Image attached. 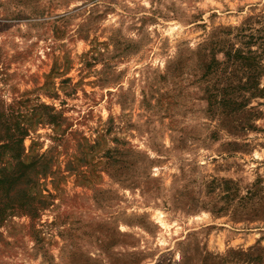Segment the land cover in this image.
Segmentation results:
<instances>
[{"label": "rangeland", "instance_id": "1", "mask_svg": "<svg viewBox=\"0 0 264 264\" xmlns=\"http://www.w3.org/2000/svg\"><path fill=\"white\" fill-rule=\"evenodd\" d=\"M36 103L0 264H264V0H0V113Z\"/></svg>", "mask_w": 264, "mask_h": 264}, {"label": "trees", "instance_id": "2", "mask_svg": "<svg viewBox=\"0 0 264 264\" xmlns=\"http://www.w3.org/2000/svg\"><path fill=\"white\" fill-rule=\"evenodd\" d=\"M64 121L55 107L45 103L0 113V225L17 213L35 216L49 205L51 194L40 187V178L58 173L52 170L53 157L25 153L24 140L39 124H53L58 131Z\"/></svg>", "mask_w": 264, "mask_h": 264}]
</instances>
